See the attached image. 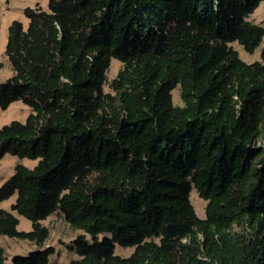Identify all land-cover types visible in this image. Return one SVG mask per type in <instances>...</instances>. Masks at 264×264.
Listing matches in <instances>:
<instances>
[{"label":"trees","instance_id":"obj_1","mask_svg":"<svg viewBox=\"0 0 264 264\" xmlns=\"http://www.w3.org/2000/svg\"><path fill=\"white\" fill-rule=\"evenodd\" d=\"M261 2L48 0L11 22L0 111H30L0 129V159L36 164L0 186V202L15 195L0 235L38 246L13 264H49L40 222L54 212L82 232L63 264H264V49L245 63L231 47H258Z\"/></svg>","mask_w":264,"mask_h":264},{"label":"rangeland","instance_id":"obj_2","mask_svg":"<svg viewBox=\"0 0 264 264\" xmlns=\"http://www.w3.org/2000/svg\"><path fill=\"white\" fill-rule=\"evenodd\" d=\"M47 3L48 0H0V83L6 81L13 75L12 69L4 53L7 39V29L9 25L12 21H19L22 23L23 27L26 28L28 21L23 14L24 9L27 7L34 8L39 6L43 10H47ZM247 20L264 28V2L259 4ZM231 47L238 53L239 58L245 63L260 61V52L264 49V37L258 47L251 54L246 53L236 42L231 43ZM120 67L121 64L117 60H110L109 68L106 72V84L104 86L105 92H108L107 83L115 77ZM171 97L174 105H182L179 98L178 88H175L171 92ZM29 111V108L20 101L11 103L7 109L0 111V129L12 121L23 123L28 116ZM18 163L28 168H32L36 164V161L18 159L15 156L5 154L0 159V186L12 175L14 166ZM14 200L15 195L0 202V209L10 211V206L14 203ZM189 200L197 217L203 218L205 201L199 198L194 189L190 191ZM11 213L19 221L17 227L19 231H29L31 229L29 221L17 215L15 212ZM40 223L42 226L47 228L49 234L41 249L51 248L53 251V253L48 257L49 264L68 263L78 257L73 248V240L77 235L82 234V232L72 229L64 220L61 213L54 212ZM101 237L102 236H99L98 238L101 239ZM0 248L5 254L6 259L4 264H11L14 256H26L30 252L36 251L38 246L29 241L18 240L0 235ZM132 251L133 248L120 247L118 245H115L114 248V253L121 257H127Z\"/></svg>","mask_w":264,"mask_h":264},{"label":"water","instance_id":"obj_3","mask_svg":"<svg viewBox=\"0 0 264 264\" xmlns=\"http://www.w3.org/2000/svg\"><path fill=\"white\" fill-rule=\"evenodd\" d=\"M36 251H37V250H36ZM36 251L30 252V253L27 254L26 256H14V257L12 258L11 264L14 263V260H15V259H18V258H21V259L27 258V257L31 256L33 253H35Z\"/></svg>","mask_w":264,"mask_h":264}]
</instances>
